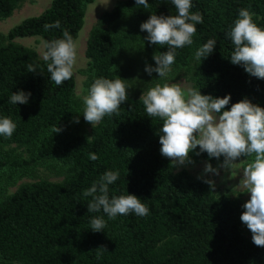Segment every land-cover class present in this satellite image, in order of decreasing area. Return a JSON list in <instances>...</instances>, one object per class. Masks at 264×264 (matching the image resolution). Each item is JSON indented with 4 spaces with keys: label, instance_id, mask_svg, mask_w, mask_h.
<instances>
[{
    "label": "trees",
    "instance_id": "obj_1",
    "mask_svg": "<svg viewBox=\"0 0 264 264\" xmlns=\"http://www.w3.org/2000/svg\"><path fill=\"white\" fill-rule=\"evenodd\" d=\"M19 0H0V18ZM91 0H50L0 32V264H264V218L246 237L238 202L175 169L162 150L159 93L133 96L117 57L131 48L185 69L194 91L224 119L264 117V0H118L88 31L87 91L97 120L88 136L65 132L80 115L70 61ZM40 37L44 57L11 41ZM2 143L23 145L57 181L6 187L28 173ZM254 143L206 131L193 159L228 160Z\"/></svg>",
    "mask_w": 264,
    "mask_h": 264
},
{
    "label": "rangeland",
    "instance_id": "obj_2",
    "mask_svg": "<svg viewBox=\"0 0 264 264\" xmlns=\"http://www.w3.org/2000/svg\"><path fill=\"white\" fill-rule=\"evenodd\" d=\"M50 0H19L10 14L0 18V32L5 33L22 18L38 14ZM118 0H91L84 7L82 23L73 40L70 69L73 74V92L80 102L81 112L67 125L65 132L88 136L97 120L96 105L87 91L84 54L88 31L95 25L108 27L100 17ZM11 41L34 49L44 57L39 36H16ZM117 60L124 71L126 85L133 96L158 92L165 116L162 150L174 162L175 169H186L193 178L205 180L213 192H227L238 202V228L246 237L254 236L264 218V117L252 121L245 117L224 119L215 111V103L208 101L191 87L185 69L174 70L154 63L143 51L131 48ZM231 130L234 140L250 138L254 145L243 155L228 160L193 159L190 148L206 131ZM2 148L16 152L29 172L16 178L6 187L11 192L21 183L36 179L60 180L63 172L55 166L35 163L23 145L2 143ZM13 264H19L13 262Z\"/></svg>",
    "mask_w": 264,
    "mask_h": 264
}]
</instances>
